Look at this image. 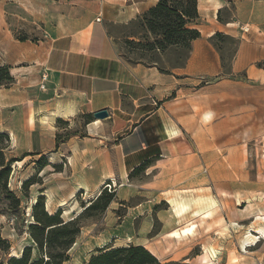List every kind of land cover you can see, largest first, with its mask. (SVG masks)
<instances>
[{
  "label": "crops",
  "instance_id": "0c3cea01",
  "mask_svg": "<svg viewBox=\"0 0 264 264\" xmlns=\"http://www.w3.org/2000/svg\"><path fill=\"white\" fill-rule=\"evenodd\" d=\"M160 1L0 0V67H8L14 78L0 89V133L18 135L30 124L33 107L39 104L27 83L45 75L39 97L60 105L58 112L50 113L51 121L83 115L103 134L100 159L89 156L87 149L67 157L69 168H75L67 182L86 183L83 175H75L86 164L92 168L90 183L102 184L126 178L145 163L183 162L177 170L161 171L159 181L192 191V203L180 205L187 210L192 206L191 211L198 205L195 213L200 217L213 211L217 195L236 199V192L226 191L233 183L241 184L238 178L233 181L230 164L235 82L216 79L222 66L215 36L240 40L229 75L252 67L264 52L250 41L254 35L237 28L250 23L260 28L256 11L264 0H195L197 16L187 27L200 36L188 48L141 47L137 52L142 59L126 61L119 54L124 31ZM230 6L236 22L225 18ZM29 26L35 40L15 39L17 30ZM103 109L108 116L95 119L93 113ZM201 201H207L206 208ZM249 218L241 217L238 223L257 220L256 215Z\"/></svg>",
  "mask_w": 264,
  "mask_h": 264
},
{
  "label": "rangeland",
  "instance_id": "374dc122",
  "mask_svg": "<svg viewBox=\"0 0 264 264\" xmlns=\"http://www.w3.org/2000/svg\"><path fill=\"white\" fill-rule=\"evenodd\" d=\"M178 1L187 0H172L174 4ZM233 12L230 6L225 13V18L230 17L229 22H236ZM256 13V21L260 24L256 26L260 28L250 23L237 29L244 35H254L250 41L257 43L264 52V1ZM124 32L119 42V54L128 62L142 59L137 50L148 48L154 38L149 39L140 22ZM14 36L18 41L35 40L30 26L17 30ZM128 37L133 39L128 40ZM215 40L222 66V74L216 79L226 77L235 82L232 85L230 164L233 181L238 178L235 181H241V184L233 183L226 192H236L238 196H233L236 199L221 200L222 196L217 195L212 202L214 208L210 209L213 216L208 220L196 217L198 205L194 211L191 206L186 215L178 216L181 203H192V191H181L185 188L182 185L161 184L159 174L177 170L183 162L170 165L166 161H153L126 178L102 184L90 183L92 168L86 164L81 173L75 174L83 175L86 183L67 182L75 171V168H69L67 157L87 149L89 156L95 154L100 159L98 148L101 144L98 141L103 134L89 125L91 118L87 116L51 121L50 113L58 112L60 105L39 97L38 92L44 93L41 77L38 82L29 80L27 84L34 90V100L39 104L33 107L30 124L18 135L10 137L0 133L6 136L0 138V148L6 160H13L7 189L19 201L15 205L6 194H0V264L20 258L28 247L30 262L42 259L45 263L49 259V249L44 247L40 251L29 234L30 225L35 223L33 207L40 197L45 213L60 212L64 222L79 217V233L66 251L67 260L62 264H87L103 250L130 245L144 247L161 264H264V54L258 56V60L250 65L252 67L229 75L240 40L222 35ZM9 76L11 82H3L0 89L14 82L10 73ZM215 104L218 105V101ZM27 181L29 185L24 187ZM167 187L169 189L165 191ZM220 191L217 188V193ZM101 192L105 195L114 193L109 206L105 210L83 213ZM201 202L206 208L207 201ZM252 215H256V222L238 223L241 217L250 219ZM191 223L196 226L191 236L180 240L167 237L169 232ZM251 235L256 236V240ZM246 241L249 243L243 245Z\"/></svg>",
  "mask_w": 264,
  "mask_h": 264
},
{
  "label": "trees",
  "instance_id": "16d2710c",
  "mask_svg": "<svg viewBox=\"0 0 264 264\" xmlns=\"http://www.w3.org/2000/svg\"><path fill=\"white\" fill-rule=\"evenodd\" d=\"M197 16L195 9V0L186 2H176L172 0H161L159 4L143 15L140 22L145 30L151 34L154 41L149 47L161 50L169 46H181L188 48L189 43L200 34L194 29L188 28V24ZM220 36L217 34L215 38ZM3 82H11L7 67H0V85ZM5 138L0 134V138ZM13 160H6L2 148H0V194H6L15 205L19 201L8 192L7 182L11 173V164ZM142 164L132 172H137L144 168ZM29 185L27 181L23 186ZM114 193L105 195L103 192L91 201L83 210V213H89L92 210H105L113 201ZM78 218L64 222L60 218V212L49 215L44 212L42 198L40 197L33 207L34 222L29 227L31 239L38 249L42 251L44 247L48 250V260L43 263L42 259L30 262L28 256V247L23 251L20 258H11L8 264H62L66 259V251L74 243L80 228L77 225ZM1 242V241H0ZM87 264H161L158 260L142 246L119 247L110 250H103L99 255L90 259Z\"/></svg>",
  "mask_w": 264,
  "mask_h": 264
},
{
  "label": "bare ground",
  "instance_id": "6f19581e",
  "mask_svg": "<svg viewBox=\"0 0 264 264\" xmlns=\"http://www.w3.org/2000/svg\"><path fill=\"white\" fill-rule=\"evenodd\" d=\"M186 210H187V207L185 205L180 206L179 207V210H178V215H181ZM212 214H213V211H207V212L202 213V215L200 216V218L202 220L209 219L212 216ZM195 228H196V226L194 224H190V225H187V226H184V227H181V228H178V229H175V230L169 232L167 234V237H169L170 239L180 240L183 237L185 238L187 236H191L193 234ZM256 234H259V233H256ZM252 237H253L254 240H256V236H252ZM248 243L249 242L246 241V242L243 243V245H247Z\"/></svg>",
  "mask_w": 264,
  "mask_h": 264
},
{
  "label": "water",
  "instance_id": "95a60500",
  "mask_svg": "<svg viewBox=\"0 0 264 264\" xmlns=\"http://www.w3.org/2000/svg\"><path fill=\"white\" fill-rule=\"evenodd\" d=\"M107 116H108L107 111L104 110V109H103V110H99V111L93 113V117H94L95 119H97V120H103V119H105Z\"/></svg>",
  "mask_w": 264,
  "mask_h": 264
},
{
  "label": "built area",
  "instance_id": "2783aa9c",
  "mask_svg": "<svg viewBox=\"0 0 264 264\" xmlns=\"http://www.w3.org/2000/svg\"><path fill=\"white\" fill-rule=\"evenodd\" d=\"M45 80H46V76H45V75H42V76H41V82H42V85H43V83L45 82Z\"/></svg>",
  "mask_w": 264,
  "mask_h": 264
}]
</instances>
